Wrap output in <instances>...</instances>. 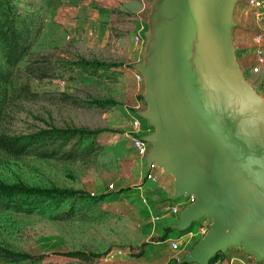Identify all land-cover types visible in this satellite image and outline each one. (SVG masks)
Here are the masks:
<instances>
[{
  "label": "rangeland",
  "instance_id": "1",
  "mask_svg": "<svg viewBox=\"0 0 264 264\" xmlns=\"http://www.w3.org/2000/svg\"><path fill=\"white\" fill-rule=\"evenodd\" d=\"M13 1L29 15L35 34L30 51L6 85L0 133L26 136L70 129L79 134L55 154H38L61 144L50 140L40 142L37 153L0 150V186L68 189L101 199L66 219L0 209V248L45 255L52 264H139V255L158 264L167 255L166 243L158 240L166 235L183 236L176 252L191 250L211 219L195 220L183 231L165 228L161 235L158 223L151 220L161 212L151 200L143 202L134 193L144 172L130 152L128 136L135 105L143 107L131 69L142 56H137L132 40L135 32L147 29L151 0ZM233 20L236 58L264 96V62L257 60L254 39L261 33L264 49V11L237 0ZM130 53L132 59L127 57ZM235 249L241 248L229 247L219 258ZM73 250L88 256L74 263L60 255Z\"/></svg>",
  "mask_w": 264,
  "mask_h": 264
},
{
  "label": "water",
  "instance_id": "2",
  "mask_svg": "<svg viewBox=\"0 0 264 264\" xmlns=\"http://www.w3.org/2000/svg\"><path fill=\"white\" fill-rule=\"evenodd\" d=\"M237 0H151L142 61L143 135L151 165L172 177L171 199L192 196L172 229L210 227L182 257L209 264L241 248L264 260V96L246 78L232 39Z\"/></svg>",
  "mask_w": 264,
  "mask_h": 264
},
{
  "label": "trees",
  "instance_id": "3",
  "mask_svg": "<svg viewBox=\"0 0 264 264\" xmlns=\"http://www.w3.org/2000/svg\"><path fill=\"white\" fill-rule=\"evenodd\" d=\"M52 2L54 0H43ZM29 15L18 8L13 0H0V121L4 112L6 85L10 81L13 71L19 61L28 54L33 45L31 38L35 34ZM101 65H105L104 63ZM112 67H118L112 64ZM145 107V102H143ZM146 121V120H145ZM149 132L152 126L149 125ZM83 132V131H82ZM78 131L70 129H51L45 134L14 136L0 133V150L13 155L24 153H37L40 142L57 141L61 144L50 150L38 154H55L60 148L75 139ZM78 140V139H76ZM80 194L68 189H42L28 186L1 185L0 186V209L14 210L25 213H39L52 215L55 218H71L79 212L90 209L98 204L100 196L90 193ZM229 250V248L227 249ZM221 252H217L209 262L216 260ZM227 254V253H225ZM60 255L73 258L74 263L78 260H85L88 255L83 251L73 250L60 253ZM45 255H29L16 253L0 248V261L17 264H52L45 261ZM68 261L66 264H69Z\"/></svg>",
  "mask_w": 264,
  "mask_h": 264
},
{
  "label": "crops",
  "instance_id": "4",
  "mask_svg": "<svg viewBox=\"0 0 264 264\" xmlns=\"http://www.w3.org/2000/svg\"><path fill=\"white\" fill-rule=\"evenodd\" d=\"M143 4H144V2H143ZM237 10H238V14H239L240 13L239 7H238ZM132 43H133V40H132ZM136 49H137V52H138L137 56H139V55L142 56V52L138 48H136ZM127 57L129 59H132L133 54L132 53L127 54ZM139 62H140V60L137 58V60L131 66L133 75L135 74V70H134L133 67H134L135 64H137ZM117 69H118V67H117ZM126 69H128V68H126ZM134 82H135V90H136V92L140 91L139 92V94H141L140 95L141 96L140 99H141V103L143 104L144 100L142 98V93H141V91H142V83H139L138 81H136V79H135ZM136 101H138V100H136ZM144 108L145 107L143 105V109ZM148 126H149V123L147 121H145L144 119H142V127H141V131H140V133L142 135H146V134L150 133ZM130 152H131L133 157H135L136 159L141 161V159L137 156L136 151L132 147V145H131V151ZM140 167H141V172H144L146 168L142 164V162L140 164ZM152 172L159 178V180L161 182H164L166 184V188L165 189H161L157 184H154L152 181L144 179L143 181H138L136 183V184H138V186H137L138 190H136L134 193L138 195L139 199L142 198L143 202H146V199L151 200L152 203L155 205V207L158 209L157 211L161 212V213H155V215L159 216V219L155 223H158V226H157L158 227V232L161 233V235H162V232H163V230L165 228L172 229L171 226L173 225V223H175L179 219V214L173 215V214L169 213L168 211H166V207L169 204H177V205H179L181 207L186 199H183L181 202H174L171 199V195H172V192H173L172 187H171L172 177L169 176V175L162 174L161 170L156 168V167L153 168ZM143 193H146V198L143 197ZM182 237L183 236H176V235L169 236V235H166L164 238H161L160 240H158V242L163 241L164 243H166V250H167L166 257L163 258V260H161L158 264H171V261H172L171 258L173 256V254L171 253L172 249L170 247L169 240L170 239H175V238L181 239ZM153 243H157V242H153ZM195 243H196V241L193 243V245ZM189 251H190V249L189 250L184 249L179 254H180L181 257H183L184 255L188 254ZM242 252H244L242 249H235L234 251L229 252V254L226 255L222 260L218 257L214 261H220V263H222V264H227L228 261L231 258H235L236 260H235L234 264H237L238 263L237 260L239 261V260L245 259L248 256V254L244 256ZM136 261L139 264H154L153 262H151L149 260L143 259L142 255H139L138 258L136 259Z\"/></svg>",
  "mask_w": 264,
  "mask_h": 264
},
{
  "label": "built area",
  "instance_id": "5",
  "mask_svg": "<svg viewBox=\"0 0 264 264\" xmlns=\"http://www.w3.org/2000/svg\"><path fill=\"white\" fill-rule=\"evenodd\" d=\"M247 5L254 7L257 10L264 11V0H247ZM145 30H139L135 32L133 36V44L136 48H138L141 52H143L144 45H145V37H144ZM255 41L257 42L255 47V54L257 57V60L260 63L264 62V49L261 46L260 42L263 39V35L261 33H258L254 37ZM135 79L139 83H143V75L135 70ZM143 110V107H141L139 104H136L134 107V113L131 115V131L129 133V138L131 139V145L135 149L137 156L141 159L142 164L146 168L145 158L146 155L150 149V144L148 142H145L142 140V134L140 133L141 127H142V118L139 116V111ZM153 168H155L154 164L151 165V168L149 171H144V179L152 181L154 184H157L161 189L166 188V184L164 182H161L159 178L152 172ZM110 188L113 187V184L111 183L109 185ZM186 199L182 206L180 207L177 204H169L166 207V211L173 215H177L180 213V211L190 202L193 201L192 196H186L184 197ZM159 219V216L153 215L151 220L153 223H155ZM170 247L172 249L173 256L171 258V264H176L181 262L182 257L179 255L178 252H176L179 249V239H170ZM235 258H231L227 264H234ZM240 264H261L262 261H257L252 255H248L247 258L239 260ZM192 264V263H188ZM210 264H222L220 261H213Z\"/></svg>",
  "mask_w": 264,
  "mask_h": 264
}]
</instances>
